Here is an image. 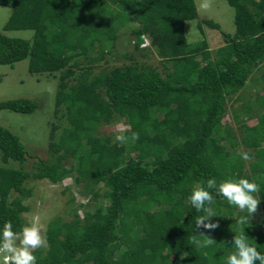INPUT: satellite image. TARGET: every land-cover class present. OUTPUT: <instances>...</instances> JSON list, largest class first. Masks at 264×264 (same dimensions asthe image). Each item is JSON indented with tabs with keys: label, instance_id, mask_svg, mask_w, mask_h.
Instances as JSON below:
<instances>
[{
	"label": "trees",
	"instance_id": "16d2710c",
	"mask_svg": "<svg viewBox=\"0 0 264 264\" xmlns=\"http://www.w3.org/2000/svg\"><path fill=\"white\" fill-rule=\"evenodd\" d=\"M226 1L234 8L235 32H222L224 43L213 56L205 38L195 44L186 40L184 23L198 19L194 0H0V6L11 9L4 30L34 31L31 40L0 32V64L28 58L29 72H61L54 116L63 111L59 116L66 120L58 136V125L51 124L50 157H36L31 171L24 166L32 154L0 125L1 158L18 165L0 167V233L8 221L18 233L25 226L22 213L29 208L23 201L32 193L27 180L56 184L75 175L91 208L80 218V205L72 206L71 195L66 203L72 218L56 216L48 222L47 247L33 253L37 264H226L235 247L231 241L240 234L237 220L246 211L209 190L217 214L211 221L219 227L205 232L215 243L198 248L192 238L204 237L194 223L204 213L192 207L189 197L197 185L206 188L210 178L217 186L244 178L260 186L262 216L250 217L243 231L264 254V113L251 126L240 118H251L252 107L263 105L264 96L234 110L244 132L239 141L223 124L227 97L264 67V0ZM124 21L137 25L135 49L154 48L163 69L127 54L129 63L88 78ZM202 24L220 29L203 19L197 23L201 36ZM146 36L150 46L141 47ZM88 54L85 73L67 84L64 79ZM37 106L29 98L0 101V110L19 113ZM114 120L130 126L125 135L137 132L139 139L119 144L112 134L96 131ZM239 144L252 157L248 170L241 153L230 151Z\"/></svg>",
	"mask_w": 264,
	"mask_h": 264
},
{
	"label": "rangeland",
	"instance_id": "374dc122",
	"mask_svg": "<svg viewBox=\"0 0 264 264\" xmlns=\"http://www.w3.org/2000/svg\"><path fill=\"white\" fill-rule=\"evenodd\" d=\"M200 0H194L196 5L198 19L189 20L184 23V33L186 40L190 44L206 39L208 47L214 56V51L217 47L221 46L224 33L233 34L235 32L234 25V8L231 7L226 0H212V8L208 12H201L199 9ZM11 14V9L5 6H0V32L4 33L8 37L22 38L31 40L34 34L33 30H4V25L7 22ZM203 19H210L219 25V30L211 28L206 24H202V30L204 36H201L200 31L197 29L198 21ZM136 23L124 21L122 26L118 28L116 38L112 46L104 50V58L93 64L88 78L92 75L100 74L103 71H108L110 67L116 65H123L129 63V59L124 55H133L136 60L144 61L158 70H162L161 60L158 57L154 48L148 50L135 49L133 41L135 39L132 33L136 27ZM99 44H96L98 47ZM150 41L145 38L141 47H149ZM89 54L86 57H80V66L73 68V75L70 78H65L64 81L67 84H74L80 74L86 70V67L90 64L88 61ZM75 60V59H74ZM107 60V62H105ZM29 59L25 58L21 61L15 62L13 65H1L0 64V101L13 98H29L38 102L37 108L31 113H19L8 109L0 110V125L9 129L14 133L19 141L24 146L28 153L32 154V157L27 156L24 169L31 171V165L36 161V157L47 159L50 157L48 152V141L51 124L58 125L56 134L61 133L66 126V120L64 117L54 116V103L56 90L58 89L61 72L55 74L45 73H32L28 70ZM264 66V62L261 64ZM264 67L257 68L248 78V83L243 89L226 99V113L223 116V124L228 125L231 129V135L239 141L243 135L242 128L239 127V123L233 118L234 110L241 108L243 103H256L255 99L258 96H264ZM253 113L251 118L240 114V118L246 121V125L251 126L257 123L256 116L264 113V104L256 105L252 107ZM121 126H127L121 120H114L112 123L106 125L101 124L96 130L102 135L112 134L113 139L118 133ZM58 138V137H57ZM56 138V139H57ZM248 150V149H247ZM242 144H239L230 151L233 154L246 153L247 151ZM245 161V169L248 170V161ZM17 167V163L14 161L4 162L0 154V167ZM74 176L67 177L61 182L53 184L47 179L27 180L25 185L32 190L31 196L26 198L23 203L28 206V211L22 214L25 219V225L32 223L34 220H38L40 226L44 232L48 222L56 216H63L64 218H72L70 214V207L67 205V200L73 194L75 197L74 204L80 205L77 208V213L80 218L83 217L85 209H90L93 202L88 200V196L83 193L82 186L77 185L74 181ZM67 188L63 193L62 190ZM13 197V196H12ZM262 216V212L258 207V211ZM62 217V218H63ZM256 217H259L257 215ZM19 243V242H18ZM260 252V251H259ZM6 253L0 252V264H6L3 260Z\"/></svg>",
	"mask_w": 264,
	"mask_h": 264
},
{
	"label": "clouds",
	"instance_id": "9594fccd",
	"mask_svg": "<svg viewBox=\"0 0 264 264\" xmlns=\"http://www.w3.org/2000/svg\"><path fill=\"white\" fill-rule=\"evenodd\" d=\"M212 8V0H200L199 9L201 12H208ZM130 126H121L115 135L114 142L119 144L128 143L129 140L135 142L139 139V133L132 132L131 137L125 135V131ZM241 158L250 160L252 157L248 153H241ZM207 189V190H206ZM216 190V194L222 196L230 205L236 206L246 215L237 220L240 225V234L235 235L231 241L234 245L226 264H264V254L248 242V237L243 229L249 223V218L257 213L260 204L261 192L260 186L248 179H228L217 186L215 178L207 180L206 188L203 185L194 187L189 200L192 207L197 212L204 213L196 218L194 230L204 237L203 240L196 239L194 236L193 243L198 248H206L215 243L214 239L205 235V232H211L219 227L218 222H212L211 218L217 216L211 205L214 203V196L209 190ZM23 214V213H22ZM203 231H200V230ZM2 243H0V252L6 253L3 260L6 264H37V257L33 254L35 250L47 247V236L38 220L25 225L21 232L13 230V224L8 221L4 224L2 233ZM19 242V243H18Z\"/></svg>",
	"mask_w": 264,
	"mask_h": 264
}]
</instances>
